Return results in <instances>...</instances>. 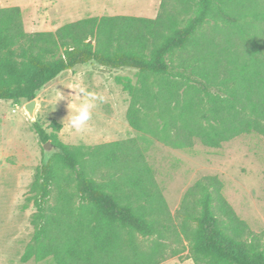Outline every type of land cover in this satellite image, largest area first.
Wrapping results in <instances>:
<instances>
[{
    "label": "trees",
    "instance_id": "obj_1",
    "mask_svg": "<svg viewBox=\"0 0 264 264\" xmlns=\"http://www.w3.org/2000/svg\"><path fill=\"white\" fill-rule=\"evenodd\" d=\"M91 41V42H89ZM136 71L115 77L126 121L173 149L219 148L264 137V0H162L154 18L96 16L54 31L25 32L18 7L0 8V100H33L76 66ZM32 124L54 150L35 170L26 201L33 234L21 263L264 264V231L253 232L203 176L172 214L132 141L66 145Z\"/></svg>",
    "mask_w": 264,
    "mask_h": 264
},
{
    "label": "rangeland",
    "instance_id": "obj_2",
    "mask_svg": "<svg viewBox=\"0 0 264 264\" xmlns=\"http://www.w3.org/2000/svg\"><path fill=\"white\" fill-rule=\"evenodd\" d=\"M162 0H0V8L18 7L25 32L54 31L63 24L96 17L125 15L156 17ZM136 71L109 69L85 64L65 71L43 86L35 96L31 120L23 106L0 100V264H55L52 258L40 262H20L30 242L34 208L26 201L36 168L54 150L43 149L32 124L39 123L46 133L49 124L61 125L58 140L66 145L95 146L118 141H134L167 207L175 214L186 190L203 176H217L222 195L235 214L255 233L264 231V137L257 134L238 136L219 148H207L198 142L189 149H173L133 130L125 115L127 93L115 83V77L136 81ZM80 84L88 92L102 97L92 111V119L83 132L64 130L70 103H78ZM62 93V99H59ZM58 101V102H57ZM184 252L181 259L161 264H193Z\"/></svg>",
    "mask_w": 264,
    "mask_h": 264
},
{
    "label": "clouds",
    "instance_id": "obj_3",
    "mask_svg": "<svg viewBox=\"0 0 264 264\" xmlns=\"http://www.w3.org/2000/svg\"><path fill=\"white\" fill-rule=\"evenodd\" d=\"M71 87L78 89L79 102L69 104V111L65 117L67 124L64 130L83 132L88 126L89 121L92 119V111L96 106L95 102L97 100L102 101L103 98L97 97L96 94L86 91V89L80 84H73ZM62 98L61 93L58 101Z\"/></svg>",
    "mask_w": 264,
    "mask_h": 264
},
{
    "label": "water",
    "instance_id": "obj_4",
    "mask_svg": "<svg viewBox=\"0 0 264 264\" xmlns=\"http://www.w3.org/2000/svg\"><path fill=\"white\" fill-rule=\"evenodd\" d=\"M89 42H91V41H89ZM35 104H36V101H35V99H33V100L25 103V105L23 106L25 113L28 115V117L31 120H33V117H34ZM48 147H49V142L47 141L46 143H44L43 149L46 150Z\"/></svg>",
    "mask_w": 264,
    "mask_h": 264
},
{
    "label": "crops",
    "instance_id": "obj_5",
    "mask_svg": "<svg viewBox=\"0 0 264 264\" xmlns=\"http://www.w3.org/2000/svg\"><path fill=\"white\" fill-rule=\"evenodd\" d=\"M112 16H115V15H112Z\"/></svg>",
    "mask_w": 264,
    "mask_h": 264
}]
</instances>
